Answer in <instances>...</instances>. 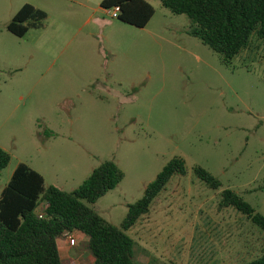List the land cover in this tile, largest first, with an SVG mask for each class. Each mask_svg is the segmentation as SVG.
Returning <instances> with one entry per match:
<instances>
[{"label":"rangeland","instance_id":"1","mask_svg":"<svg viewBox=\"0 0 264 264\" xmlns=\"http://www.w3.org/2000/svg\"><path fill=\"white\" fill-rule=\"evenodd\" d=\"M102 1L0 0V148L10 156L0 197L19 164L46 188L71 193L113 161L124 178L93 207L120 228L128 207L181 158L185 175L126 232L136 262L250 264L264 235L219 203L232 190L264 216V41L253 36L226 65L189 34L186 16L158 0H145L155 14L143 29L113 19ZM26 4L47 18L17 38L7 26ZM196 167L221 188L206 187ZM57 246L64 263L93 264L85 235Z\"/></svg>","mask_w":264,"mask_h":264},{"label":"trees","instance_id":"2","mask_svg":"<svg viewBox=\"0 0 264 264\" xmlns=\"http://www.w3.org/2000/svg\"><path fill=\"white\" fill-rule=\"evenodd\" d=\"M175 15L191 22L189 34L218 54L223 63L232 60L250 45L252 37L264 41V0H158ZM119 7L117 20L145 28L155 12L145 0H103L107 12ZM45 12L24 5L7 26V31L23 38L30 29H40ZM10 156L0 148V175ZM206 187L217 191L221 183L206 170H193ZM186 173L185 161L174 158L150 183L143 197L128 207L120 228L104 220L94 209L97 201L114 190L124 175L113 161L93 170L75 191L67 193L45 187L44 178L25 164H19L0 197V264H66L60 257L57 241L74 232L88 238L93 264H139L135 242L126 232L148 215L154 201L173 176ZM44 206L39 211V207ZM232 208L264 235V216L232 190L221 192L219 209ZM73 264V263H68ZM250 264H264V251Z\"/></svg>","mask_w":264,"mask_h":264},{"label":"built area","instance_id":"3","mask_svg":"<svg viewBox=\"0 0 264 264\" xmlns=\"http://www.w3.org/2000/svg\"><path fill=\"white\" fill-rule=\"evenodd\" d=\"M108 13L111 15V17H112L113 19H117V17H118L119 14H120V8H119V7H115V8H113V9H111ZM70 245H71V246H74V245H75V240L72 239V238H70Z\"/></svg>","mask_w":264,"mask_h":264},{"label":"crops","instance_id":"4","mask_svg":"<svg viewBox=\"0 0 264 264\" xmlns=\"http://www.w3.org/2000/svg\"><path fill=\"white\" fill-rule=\"evenodd\" d=\"M74 233H76V232H74ZM75 245H76V244H75ZM75 245H74V246H75ZM74 246H73V247H74ZM70 247H72V246H71L70 243H69V246H68V249H69V250H70ZM58 250H59V249H58ZM60 257H61V256H60ZM74 264H81V263H79V262H74Z\"/></svg>","mask_w":264,"mask_h":264}]
</instances>
